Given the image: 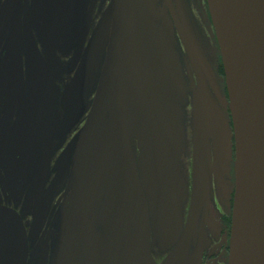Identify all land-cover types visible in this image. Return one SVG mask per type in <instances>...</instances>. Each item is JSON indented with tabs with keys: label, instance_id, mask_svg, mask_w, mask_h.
<instances>
[{
	"label": "flooded vegetation",
	"instance_id": "flooded-vegetation-1",
	"mask_svg": "<svg viewBox=\"0 0 264 264\" xmlns=\"http://www.w3.org/2000/svg\"><path fill=\"white\" fill-rule=\"evenodd\" d=\"M109 1L112 6V0H0V264H230L236 138L218 38L214 34L210 40L213 53L193 20L191 8L197 0H171L173 7L166 0H153L152 40L144 23L136 85L140 87L144 74L156 96L155 86L171 70L177 85L166 91L188 101L196 131L192 180L187 188L183 178L185 191L174 206L160 199L158 209L157 188L147 185V158L140 159L131 142L147 201L148 244L135 186L128 191L116 177L105 144L107 115L88 152L75 163L107 39L80 67L111 9ZM76 37L77 50L71 53ZM178 39L180 55L174 49ZM34 46L40 75L31 66ZM72 100L81 108L75 117L68 111ZM221 117L231 131L224 165L217 161L216 119ZM61 127L70 138L56 145V128ZM20 134L25 137L18 141Z\"/></svg>",
	"mask_w": 264,
	"mask_h": 264
},
{
	"label": "water",
	"instance_id": "water-1",
	"mask_svg": "<svg viewBox=\"0 0 264 264\" xmlns=\"http://www.w3.org/2000/svg\"><path fill=\"white\" fill-rule=\"evenodd\" d=\"M167 2L173 7L171 0H166L165 4ZM181 2L183 0H178L179 4ZM208 4L224 63L236 138V193L230 264H264V0H208ZM153 12V0H112L111 9L95 32L80 67L89 63L98 45L107 39L101 78L74 153L76 163L77 158L81 159L88 152L107 115L105 144L112 157L116 177L123 186L129 187L128 191L132 190L131 185L135 186L134 192L141 202L147 244L149 213L131 143V124L135 115L132 106L136 101L141 100L144 105L145 123L137 136L138 145L147 139L146 178L150 189L157 188L154 206L159 208L160 199L174 206L175 199L185 191L178 139L171 121L144 74L140 87L136 85L144 23L152 40ZM175 18L190 56L199 67L182 24L177 15ZM162 33L163 24L160 40ZM30 58L33 72L40 75L35 46L30 50ZM223 120L222 117L221 121L216 119L217 161L221 165L225 164L230 153L231 138L230 127L224 125ZM27 132L31 137L29 129ZM24 137L25 134H20L18 141ZM200 170L199 159V174ZM223 179L219 177L221 182ZM81 210L89 220L83 207Z\"/></svg>",
	"mask_w": 264,
	"mask_h": 264
},
{
	"label": "rangeland",
	"instance_id": "rangeland-1",
	"mask_svg": "<svg viewBox=\"0 0 264 264\" xmlns=\"http://www.w3.org/2000/svg\"><path fill=\"white\" fill-rule=\"evenodd\" d=\"M109 6H111V1H109L108 7ZM191 9L196 29L203 43L206 45L207 48H210L212 52L215 53V48L211 46L210 40L212 39L213 35L216 34V31L213 25L208 1L197 0V2L192 6ZM78 42L79 37L74 38V45L73 48L70 50L71 53L77 50ZM181 47L182 46L178 39L174 45V49L177 55L181 54ZM165 76L166 78L164 80L162 79L161 81H159L158 84L155 86L156 97L159 101V104L162 106L164 113L167 117H169L172 128L176 132L178 139L181 175L185 179L186 187L188 188V185L192 180V171H194L195 167V126L191 125V120L193 119L191 116L192 114L187 111L189 105L188 101L183 98L179 99L177 94H174L173 96L168 91H166L167 88L171 89L172 87L177 85L176 82L172 81V71L168 70ZM82 88V85L78 87L79 92H82ZM76 92L77 89L74 88L70 94V99H73ZM179 95H183V93L180 92ZM71 103V105L68 107V111L70 115L75 117L80 112L81 108L79 106H76L75 100H72ZM132 108L133 110H135V115L133 116V121L131 124L132 140L139 149V158L143 160L147 154V139H145V143L138 145L139 143L137 136L138 130L141 128L142 124L145 123L143 102L141 100L136 101V105L133 104ZM75 136L76 134L74 135V137ZM69 138L70 136L66 133L65 129L62 130L61 127L58 130V128H56V145L60 141ZM154 234H156V232H154Z\"/></svg>",
	"mask_w": 264,
	"mask_h": 264
}]
</instances>
